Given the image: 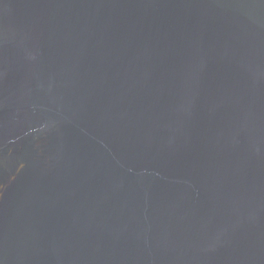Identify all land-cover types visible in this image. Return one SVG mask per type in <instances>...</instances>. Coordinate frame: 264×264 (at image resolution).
Here are the masks:
<instances>
[{"label": "water", "instance_id": "95a60500", "mask_svg": "<svg viewBox=\"0 0 264 264\" xmlns=\"http://www.w3.org/2000/svg\"><path fill=\"white\" fill-rule=\"evenodd\" d=\"M0 264H264V0H0Z\"/></svg>", "mask_w": 264, "mask_h": 264}]
</instances>
